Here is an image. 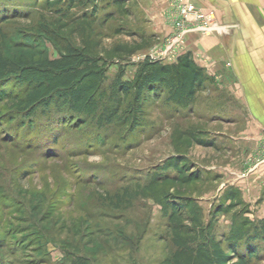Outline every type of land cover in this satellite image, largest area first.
Segmentation results:
<instances>
[{
    "label": "rangeland",
    "instance_id": "374dc122",
    "mask_svg": "<svg viewBox=\"0 0 264 264\" xmlns=\"http://www.w3.org/2000/svg\"><path fill=\"white\" fill-rule=\"evenodd\" d=\"M179 2L208 13L190 0H128L129 14L107 21L102 18L105 11L97 13L90 31L100 49L150 37L148 47L109 65L107 92L121 65L127 64L123 79L129 80L143 57L159 56L170 45H176V56L190 52L196 64H204L203 55L193 49L202 38L219 39L230 53L227 39L236 30L213 13L208 14L216 30L205 33L187 26ZM88 10L78 6L62 18L48 11L43 0H0V56L28 64L55 59L57 53L42 30L59 18L75 26ZM119 28L132 35L116 34ZM168 58L160 61L174 62ZM229 58L222 69H204L210 83L191 111L175 114L147 105L145 125L132 134L118 126L98 129L90 120L60 118L58 129L37 122L28 130L1 106L0 264H159L171 250L165 220L160 207L142 197L139 188L175 153L174 133L194 128L205 130L213 142L212 147L193 145L187 152L217 178L200 200L204 213L233 186L241 189L248 216L264 219V120H252L231 92ZM6 90L17 92L18 87L8 84ZM229 219L220 216L219 228L225 229ZM253 264H264V257Z\"/></svg>",
    "mask_w": 264,
    "mask_h": 264
},
{
    "label": "trees",
    "instance_id": "16d2710c",
    "mask_svg": "<svg viewBox=\"0 0 264 264\" xmlns=\"http://www.w3.org/2000/svg\"><path fill=\"white\" fill-rule=\"evenodd\" d=\"M101 1L43 0L48 11L62 18L75 7L89 9L82 12V21L75 26L59 18L42 30L57 53L55 59L28 64L0 56V108L4 106L7 115L15 113L25 129L32 130L37 122L58 129L60 118L90 120L98 129L118 126L132 134L145 125L147 105L185 113L207 89L210 78L192 54L185 52L172 63L145 58L136 64L129 80L123 79L127 64L121 65L107 92L104 84L109 65L126 61L148 47L150 37L142 35L140 42L100 49L90 31L97 13L105 11L104 21L116 14H129L125 7L128 0H109L100 6ZM125 30L119 28L115 33L132 35ZM8 84L16 85L17 92H8ZM207 139L202 128L174 133L175 153L138 187L142 197L160 207L165 220V239L171 250L159 264H253L264 257V219L248 216L240 188H226L207 215L204 213L200 200L217 178H211V172L193 162L187 152L193 145L212 147L213 142ZM222 215H230L225 229L219 228Z\"/></svg>",
    "mask_w": 264,
    "mask_h": 264
},
{
    "label": "crops",
    "instance_id": "0c3cea01",
    "mask_svg": "<svg viewBox=\"0 0 264 264\" xmlns=\"http://www.w3.org/2000/svg\"><path fill=\"white\" fill-rule=\"evenodd\" d=\"M190 1L236 30L227 39L229 54L214 37L202 38L194 44L193 49L203 55L201 60L204 61L197 65L209 72L217 71L230 57L231 92L238 103L250 111L252 120H264V0ZM208 59L210 63L205 65Z\"/></svg>",
    "mask_w": 264,
    "mask_h": 264
},
{
    "label": "built area",
    "instance_id": "2783aa9c",
    "mask_svg": "<svg viewBox=\"0 0 264 264\" xmlns=\"http://www.w3.org/2000/svg\"><path fill=\"white\" fill-rule=\"evenodd\" d=\"M178 11L181 17L185 20V25L197 26V30L200 32L209 33L218 28L215 22H213V18L210 14L203 13L202 11L198 10L194 5L184 2H179ZM178 46V45H177ZM176 45H170L166 47L164 50L160 51L159 56H145V58H149L151 60H165L168 56V60L175 61L178 55L176 53Z\"/></svg>",
    "mask_w": 264,
    "mask_h": 264
}]
</instances>
